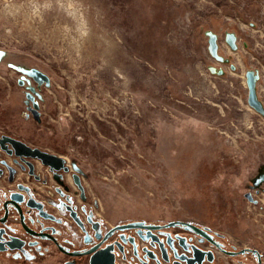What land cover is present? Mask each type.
Instances as JSON below:
<instances>
[{
	"label": "rangeland",
	"instance_id": "rangeland-1",
	"mask_svg": "<svg viewBox=\"0 0 264 264\" xmlns=\"http://www.w3.org/2000/svg\"><path fill=\"white\" fill-rule=\"evenodd\" d=\"M30 68L51 79L39 119L19 84ZM248 69L264 104V0H0L1 128L79 168L105 227L186 221L264 263V116Z\"/></svg>",
	"mask_w": 264,
	"mask_h": 264
},
{
	"label": "flooded vegetation",
	"instance_id": "flooded-vegetation-1",
	"mask_svg": "<svg viewBox=\"0 0 264 264\" xmlns=\"http://www.w3.org/2000/svg\"><path fill=\"white\" fill-rule=\"evenodd\" d=\"M5 137L25 142L0 127V264H91L96 254L112 256L115 264H187L193 247L214 253L213 261L206 254L202 264L215 263L218 251L235 259L245 256L247 261L239 259L242 264H264L251 251L227 254L223 250L238 249L228 248L220 234L199 225L207 236L184 224L149 229L143 225L164 223L145 220L128 221H143L142 226L105 227L85 206V189L82 192L76 183L79 176L83 185L80 170L70 168L66 160L67 169H52L31 151L18 153L20 148Z\"/></svg>",
	"mask_w": 264,
	"mask_h": 264
},
{
	"label": "water",
	"instance_id": "water-1",
	"mask_svg": "<svg viewBox=\"0 0 264 264\" xmlns=\"http://www.w3.org/2000/svg\"><path fill=\"white\" fill-rule=\"evenodd\" d=\"M226 43L229 45V47L232 50L238 49L237 37L233 32H227L226 33ZM208 49H209L210 54L214 58H216L218 61L225 62V63H227L229 61L228 58H225L224 56H222L218 53L217 36L211 32L208 33ZM231 68H233V69L235 68L234 64H231ZM211 70H212V72L215 71L214 68H211ZM22 72H23V76H22L23 79L19 80V84H25L27 82L28 83V89H29V91L26 93V97H27L26 104H29L30 102L32 103L28 109L30 110V112L32 113V115L35 119H39L40 104H39L38 99L42 98V94L38 91V89L40 90L43 85L44 86H50L51 79L46 73H44L43 71H41L37 68L23 69ZM222 73H223V70L220 69L218 71V74H222ZM245 77H246L245 82H246V86L248 89L247 103L255 111H257L258 113H260L264 116V104L259 99L258 94H257V90H256L257 81L260 78V74L258 71L254 70V69H248L245 73ZM36 98H38V99H36ZM5 139L12 141V143H14V145L16 147L20 148V150L17 149L18 153L29 154L31 151L32 155L42 158L43 162L45 164L50 165L52 169H55V170H59L61 168L67 169V166H64L65 159L63 157H60L56 154L41 150L38 147L37 148H31L29 145H27L25 142H23L21 140H16L14 138H8V137H5ZM74 168L77 170H80L76 166H74ZM259 180L261 182H264V174H262L260 176ZM76 183H78L80 189L82 190V192H84V186L81 184L79 176L76 178ZM245 196L249 200H252V201L254 200V198L252 197V195L250 193H246ZM143 224H144L143 221H141V222L140 221L128 222V223L116 225L114 228L123 229V228H128V227L142 226ZM176 224H184L187 227L196 231L197 233L202 234L203 236H207L205 233V230H204V229L207 230V228L203 229V228L197 226L196 224L186 222V221H181V220L170 221V222L165 223L163 225L162 224H147V225H143V226L147 227L149 229H159L162 227L173 226ZM193 248L195 250L194 256L186 258L187 264H196V263L202 264L206 258V256H205L206 254H207V259L209 261H213L214 253L212 251L205 252V251L199 250L196 247H193ZM223 251L229 255H235L238 253H245L247 251H251L252 253H254L258 256V259L260 261L261 254L257 249L242 248L238 251H226V250H223ZM149 257L156 258V255L151 254V255H149ZM91 264H115V263H114V258L112 256L103 259L102 256H99L96 254V255L92 256Z\"/></svg>",
	"mask_w": 264,
	"mask_h": 264
}]
</instances>
